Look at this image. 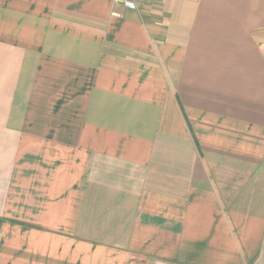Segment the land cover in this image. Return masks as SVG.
<instances>
[{
	"label": "crops",
	"instance_id": "obj_1",
	"mask_svg": "<svg viewBox=\"0 0 264 264\" xmlns=\"http://www.w3.org/2000/svg\"><path fill=\"white\" fill-rule=\"evenodd\" d=\"M0 0V264H264V0Z\"/></svg>",
	"mask_w": 264,
	"mask_h": 264
},
{
	"label": "built area",
	"instance_id": "obj_2",
	"mask_svg": "<svg viewBox=\"0 0 264 264\" xmlns=\"http://www.w3.org/2000/svg\"><path fill=\"white\" fill-rule=\"evenodd\" d=\"M118 2L123 3L126 7L132 8L133 3L130 0H117Z\"/></svg>",
	"mask_w": 264,
	"mask_h": 264
}]
</instances>
